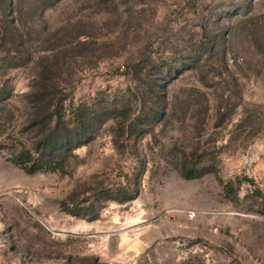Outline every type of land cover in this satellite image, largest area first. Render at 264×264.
<instances>
[{"label":"rangeland","instance_id":"rangeland-1","mask_svg":"<svg viewBox=\"0 0 264 264\" xmlns=\"http://www.w3.org/2000/svg\"><path fill=\"white\" fill-rule=\"evenodd\" d=\"M40 92L92 132L30 174ZM0 264H264V0H0Z\"/></svg>","mask_w":264,"mask_h":264},{"label":"trees","instance_id":"trees-1","mask_svg":"<svg viewBox=\"0 0 264 264\" xmlns=\"http://www.w3.org/2000/svg\"><path fill=\"white\" fill-rule=\"evenodd\" d=\"M138 65L141 69L146 68L147 58ZM45 97L43 92L37 95L35 113L31 120L36 142L31 146L21 144L17 149L14 148V151L17 150L15 164L30 174L63 171L74 150L91 140L92 123L85 109L76 110L74 120L66 122L62 114V99ZM122 199L128 201L133 197L124 193Z\"/></svg>","mask_w":264,"mask_h":264},{"label":"built area","instance_id":"built-area-1","mask_svg":"<svg viewBox=\"0 0 264 264\" xmlns=\"http://www.w3.org/2000/svg\"><path fill=\"white\" fill-rule=\"evenodd\" d=\"M188 217L191 219V218L194 217V215L193 214H189Z\"/></svg>","mask_w":264,"mask_h":264}]
</instances>
